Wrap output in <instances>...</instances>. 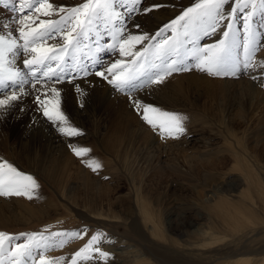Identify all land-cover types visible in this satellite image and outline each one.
<instances>
[{"label":"rangeland","instance_id":"1","mask_svg":"<svg viewBox=\"0 0 264 264\" xmlns=\"http://www.w3.org/2000/svg\"><path fill=\"white\" fill-rule=\"evenodd\" d=\"M54 2L73 6L82 0ZM146 2L176 5L149 14L147 19L133 16V21H139L145 30L153 32L178 15L180 8L190 6L193 0ZM16 15L10 8L0 7V22L7 23ZM257 30L264 33L259 24ZM0 34H6L5 30L0 29ZM56 42L49 41L50 44ZM239 54L242 58V49ZM103 58L106 62L112 59L109 54H104ZM84 59L90 63L86 57ZM255 61H264V50L257 52ZM17 65L27 73L22 60H18ZM86 80L93 83L88 84ZM86 80L77 78L54 85L61 89V109L69 117L71 126L83 132L79 137L62 136L57 126L43 116L34 99L40 84L33 89L30 81L24 86L25 93L30 95H22L12 102V107L0 110V163H11L39 183L32 200L0 197V231L18 236L44 232L45 229L71 232L87 228L88 233L83 239L71 240L63 248L45 253L54 260L66 257L63 264H68L74 253L97 233L102 237L98 247L110 253L109 257L97 255L93 260L79 264H145V260L148 264L152 260L154 264H227L223 258L227 244L229 247L233 241L231 237L224 238L225 241L216 247L190 249L189 260L187 249L178 252L181 257L172 253L178 249L171 244L154 243L151 228L143 224L140 211L143 207L151 210L149 203L157 202L166 221L174 225L176 219L191 221L204 213L201 211L207 206L202 204V195H211V187L240 189L252 186L253 177L259 174L258 171H264V85L252 79L248 72L242 71L239 77H210L193 70L173 74L161 85L138 91L136 96L144 103L184 118L186 131L179 139H162L134 111L128 96L94 75L90 74ZM74 84L81 85L83 95L75 91ZM99 101L113 107L96 111L95 104ZM115 105L119 108L114 109ZM125 112L131 114L130 121L127 120L129 126L125 123L128 118ZM22 118L31 121L28 131L24 130ZM48 138L54 140L50 147L45 142ZM32 141L46 144L47 149L41 148L38 153L31 151L27 142ZM73 147H86L90 152L85 157H77L71 150ZM86 160L99 163L100 168L93 172L86 166ZM53 165H57V169ZM224 196L230 202H237L235 193ZM258 206L255 209L263 215V202ZM171 209L174 216L167 218ZM209 222L206 218L189 231L188 228L178 229L169 235L179 243L195 242L201 238L202 232L198 230L207 231ZM257 234L254 233L257 238L253 243L247 239L240 249L245 251L244 248L249 247L247 252L253 251L254 247L264 249V232ZM207 256L210 259L207 260ZM247 256L264 264V253Z\"/></svg>","mask_w":264,"mask_h":264},{"label":"snow or ice","instance_id":"2","mask_svg":"<svg viewBox=\"0 0 264 264\" xmlns=\"http://www.w3.org/2000/svg\"><path fill=\"white\" fill-rule=\"evenodd\" d=\"M0 7L17 14L7 23L0 22V29L6 32L0 34V110L12 107L22 95H30L24 91L30 81L33 89L40 84L35 102L64 137H79L83 132L71 126L61 109V89L54 85L86 80L90 74L128 96L134 111L162 139H179L186 131L184 118L144 103L136 96L138 91L193 70L210 77H239L242 71L248 72L264 85V61H255L257 52L264 50V33L257 30L258 24L264 28V0H193L153 32L133 21V16L147 19L149 14L176 5L148 4L146 0H82L73 6L57 5L54 0H0ZM206 40L209 42L201 43ZM104 54L112 59L106 62ZM18 60L27 73L17 65ZM73 87L84 94L80 84ZM71 150L77 157L90 152L86 147ZM85 164L93 172L100 168L95 161ZM38 188L32 175L7 161L0 163V197L32 200ZM87 233V228L71 232L45 229L18 236L0 231V264H63L66 257L54 260L45 253L83 239ZM101 239L99 233L92 235L68 264L93 260L97 255L108 258L110 253L98 247Z\"/></svg>","mask_w":264,"mask_h":264},{"label":"bare ground","instance_id":"3","mask_svg":"<svg viewBox=\"0 0 264 264\" xmlns=\"http://www.w3.org/2000/svg\"><path fill=\"white\" fill-rule=\"evenodd\" d=\"M114 94H116L115 96L117 98L118 97L117 93H114ZM95 106H96L95 107L96 111H98V109L100 110L103 108L113 107L111 104H108V103L103 104L102 101H99L97 104H95ZM92 108L94 107L92 106ZM117 108L119 107H116L115 105L114 109H117ZM73 112H74V109H73ZM124 114L126 117H128L125 120V123L127 122L128 123L127 126H129V121L131 118V117L129 118V116L131 114L129 112L127 113L125 112ZM18 120L21 121L20 118H18ZM22 120H23V123L25 124L24 130L28 131L29 129L27 127L29 126L31 121L26 118H22ZM36 122L37 121H35V123ZM38 130L43 131L41 128H38ZM34 136L36 137V135ZM36 138L39 139L40 137H36ZM45 142L48 143V147H50V145L54 143V140L51 138H48L45 140ZM27 144L30 150L33 152L36 151L38 153V150H40L41 148L47 149L46 144H43L42 142L32 141V142H27ZM242 157L245 158L244 156ZM53 166L55 169H57V165H53ZM248 170L252 173L255 172V170L253 169H248ZM258 173H259L258 175L253 177L252 186H246L240 189H230V188L222 189L221 187L219 188V186L211 187L210 188L211 195H209L208 193L202 195L203 197L202 204H205L207 206L205 207V211H201L204 213L198 214L197 218L191 221H187L185 219H179V220L176 219L173 225L166 221V216L163 212V209L157 202H155L154 205L149 203L151 210L149 208L143 207L140 211L142 220L144 221L143 224H145L146 226L148 225L150 226L151 228L150 235L152 239L154 240L153 241L154 243L163 242L169 245L171 244V246H173L174 248H177L178 249V251L176 250L177 252L176 251L172 252L176 256H181L179 255V253L182 252L181 249H187L189 251H187L186 253L190 254L188 258L189 260H191L192 250L190 249H202V248L216 247L217 244L221 243L222 241H225L224 238L229 236L231 237V239H233V241L231 245H229V247L227 244V249H225V257L223 258V259H226V261H228L227 264H258V261L248 258L249 256L247 255L262 254L264 253L263 248L256 249L254 247L252 248L253 251H248V252L247 250H249V247H245L244 248L245 251H242L240 249V246L244 244V241L247 239H251L253 243V239L257 238L256 235L254 236V233L255 234L258 233L257 235H260L261 232H264V230L260 229V228H264V210L262 213L263 215H261L259 211L257 212L258 209H255L259 207L258 205L261 202H263V205H264V171H258ZM223 190H225V194H222ZM232 193L236 194L237 202H230L226 200V197L224 195H230ZM217 197L218 199L213 203V200ZM249 204L251 208H249ZM150 211H151V214L149 215ZM173 216H174V211L171 209V212L167 215V218H170ZM114 217L120 218L119 216H114ZM206 218L210 219V222L207 225V231H203L202 228L198 230L200 233L202 232L200 236L201 238H199L198 241L192 242V241L186 240L182 243H179L174 238H171V236L169 235L170 232H173V233L178 232V229L188 228V231H189L190 229L196 226L198 221L204 220ZM164 225L166 228H164ZM220 228H222L223 230L221 231ZM258 237H261V236H258ZM256 250L258 251L255 252ZM211 251L212 250H210V252ZM215 254L218 255L219 253L215 252ZM155 256H156L155 259H157L156 261L158 262L159 260L157 258V255ZM208 259L210 258L207 256V260ZM152 261L155 262L154 260ZM137 262H140V261L138 260ZM144 262L145 264H148V260H145ZM153 262L150 264H154Z\"/></svg>","mask_w":264,"mask_h":264}]
</instances>
